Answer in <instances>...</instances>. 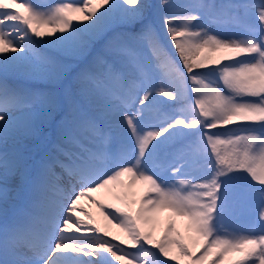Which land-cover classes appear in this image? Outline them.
<instances>
[{
    "label": "snow or ice",
    "instance_id": "1",
    "mask_svg": "<svg viewBox=\"0 0 264 264\" xmlns=\"http://www.w3.org/2000/svg\"><path fill=\"white\" fill-rule=\"evenodd\" d=\"M181 261L264 264V0H0V264Z\"/></svg>",
    "mask_w": 264,
    "mask_h": 264
},
{
    "label": "rangeland",
    "instance_id": "2",
    "mask_svg": "<svg viewBox=\"0 0 264 264\" xmlns=\"http://www.w3.org/2000/svg\"><path fill=\"white\" fill-rule=\"evenodd\" d=\"M33 2L37 3V4L41 5V6H48V5H51V4H54V3L58 2V0H33ZM152 2L155 3V0H152ZM156 2L158 3L159 0H156ZM181 2H183V0H172V3H181ZM66 62L75 65V64L80 62V59L67 57L66 58ZM212 131L217 132V131H221V130L213 129ZM142 190H143V186H141V185H136V186H133L131 189H128L127 191L129 193V198L133 199V200H136L137 204H138V202L140 200V196L142 194L141 193ZM96 196L99 198L98 200H100V201H102L104 199L102 201V203H104L105 205H107L109 203L108 200H111L110 201L111 203H112V201L114 203H117V201L113 200L110 196H105V195H102V194H99V195H96ZM136 205H134V207ZM99 214H100L99 218L101 219L100 223L103 224L102 226L104 227V229L106 231H108L109 233L112 234L110 237H112V236H120V237H122L123 236V233H122L121 229L115 227L114 224H109L108 221L103 219V215H102L101 209L99 211ZM170 220L175 222L176 230L178 232H180L185 237L186 242L189 243V245L191 246V240L188 239V238L192 234L186 228L187 221L185 219H183V218L176 217V216H174L173 214H171V213H169L167 211L156 213L155 216H154L153 223L147 225L149 230H151L153 232L154 239H156L155 236L157 234L159 235V239H160V237L163 235V232H164V229H165L166 225L170 222ZM114 242L117 243L119 241H114ZM173 251H175V249H173ZM169 264H172V262H169ZM181 264H185V262L181 261Z\"/></svg>",
    "mask_w": 264,
    "mask_h": 264
},
{
    "label": "bare ground",
    "instance_id": "3",
    "mask_svg": "<svg viewBox=\"0 0 264 264\" xmlns=\"http://www.w3.org/2000/svg\"><path fill=\"white\" fill-rule=\"evenodd\" d=\"M84 204H82L83 206H84V210L85 211H87L88 213H90L91 214V212H90V208H91V204H92V202L91 201H89V200H87L86 202H83ZM92 216H93V218L95 219V221L97 222V217H95L94 216V214H91ZM85 219H86V217H85ZM93 226H95V225H93Z\"/></svg>",
    "mask_w": 264,
    "mask_h": 264
}]
</instances>
